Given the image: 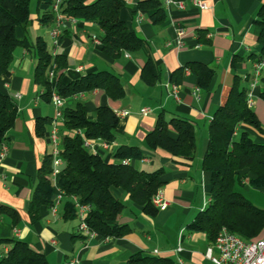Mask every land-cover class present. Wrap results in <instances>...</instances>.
<instances>
[{
	"label": "crops",
	"instance_id": "1",
	"mask_svg": "<svg viewBox=\"0 0 264 264\" xmlns=\"http://www.w3.org/2000/svg\"><path fill=\"white\" fill-rule=\"evenodd\" d=\"M207 8L200 9L184 0L164 6V19L153 22L149 13L137 9L138 0H123L119 17L144 43L133 52L122 51L113 58L103 52L102 30L94 22L75 17L58 37H53L49 23L41 18L51 12L49 3L29 0V20L15 27L19 43L13 49L9 72L0 74V91L8 94L17 107V114L5 142L7 150L0 155V204L16 213L13 218L0 213V257L11 246L3 239L19 238L43 253L49 264H124L137 251L165 256L170 264H214L206 251L213 239L203 230L190 229L188 224L209 199L210 172L202 168V156L208 140V124L214 110L221 105L235 78L250 93V108L258 127L242 128L255 142L264 143V75L250 85L251 61L260 55L258 9L264 0H204ZM183 28L178 35L177 28ZM43 42L49 52L65 57L62 82L68 83L81 75L108 70L118 75L123 88L120 98L110 97L102 88L79 92L65 99L64 106L83 104L88 118L93 119L99 105L114 112L125 109L113 129L114 138L105 146L95 139L98 153L105 161H116L114 152L121 145L137 146L142 157L131 159L138 169L152 171L161 168L159 187L167 201L154 215L146 214L121 188L114 195L124 207L117 217L129 231L122 236H102L77 233L78 219L65 214L63 198L54 212L49 205H40L34 215L29 211L32 193L38 183V169L50 151L47 132L55 116V106L43 94L44 87L33 78L36 63L35 44ZM26 46H25V45ZM150 60L156 74L143 75L142 67ZM201 62L212 67L213 76L207 87L198 85L193 69L179 70L190 63ZM177 85L176 99L170 84ZM149 112L141 114L140 109ZM182 117L193 125L195 148L193 157L185 159L146 143L157 117ZM56 119L58 134L70 133ZM167 135L177 133L169 124ZM142 158H145L144 160ZM255 206L264 208V187L248 183L235 184ZM15 229L19 231L14 232ZM264 237V229L257 238Z\"/></svg>",
	"mask_w": 264,
	"mask_h": 264
},
{
	"label": "trees",
	"instance_id": "2",
	"mask_svg": "<svg viewBox=\"0 0 264 264\" xmlns=\"http://www.w3.org/2000/svg\"><path fill=\"white\" fill-rule=\"evenodd\" d=\"M49 3L50 0H38ZM123 0H63L62 12L96 23L102 30V50L116 58L122 51L133 52L144 41L129 29L119 17ZM137 9L149 13L155 23L164 19L162 0H138ZM29 20V0H0V74L9 72L13 49L19 43L14 35L15 27ZM41 20L49 23L52 13H45ZM256 22L259 26L258 41L260 56H264V3L258 9ZM25 45V44H24ZM26 46V45H25ZM36 63L34 81L44 87L43 94L50 97L56 91L69 97L94 88H102L112 98L123 95L122 83L117 74L101 70L81 75L68 83L62 82L66 60L63 54L49 52L40 41L35 44ZM254 59V58H253ZM54 65V76L48 79V70ZM193 69L198 76V85L207 87L214 70L201 62L180 67ZM143 75L156 74L154 64L147 60L142 67ZM264 79V78H262ZM264 96V90H262ZM246 88L237 78L234 79L225 101L213 112L208 124V140L202 156V168L210 172L209 199L206 205L188 224L190 229L203 230L213 239L222 227L243 240L257 239L264 229V208L255 206L240 192L235 184L248 183L264 187V143L255 142L242 128L243 125L258 127L255 113L246 102ZM17 107L12 98L0 91V144L13 125ZM63 126L70 132L61 139L60 156L64 161L57 182L63 188L65 214L74 217L75 210L70 199L78 197L80 202H90L93 208L86 215V222L102 236L119 237L129 231L126 223L117 221L124 204L117 198L114 188H121L131 201L141 206L142 211L154 215L158 208L151 201L152 195L162 185L161 168L152 171L138 169L131 163L123 164V158L142 157L137 146L121 145L116 148V161H105L99 153H93L83 145V138L89 140H113V129L118 117L106 105H99L95 116L90 119L80 102L62 109ZM171 124L177 136L167 135ZM77 130H81L79 134ZM146 143L151 148L160 147L173 155L191 159L195 148L192 123L182 117L165 119L159 115L153 129L146 134ZM51 154L48 152L38 169V183L32 193L29 211L34 215L37 208L49 205L54 192L50 178ZM9 214L15 223L16 213L8 206L0 204V213ZM11 241V246L0 257V264H49L42 252L34 249L19 238L3 239ZM124 264H170L165 256L137 251L130 254Z\"/></svg>",
	"mask_w": 264,
	"mask_h": 264
},
{
	"label": "built area",
	"instance_id": "3",
	"mask_svg": "<svg viewBox=\"0 0 264 264\" xmlns=\"http://www.w3.org/2000/svg\"><path fill=\"white\" fill-rule=\"evenodd\" d=\"M62 2L63 0H50V10L52 13V24L49 28V32L53 37H58L61 33V29L67 24L75 21V17L67 15L62 12ZM189 2L200 8H207V4L204 0H189ZM163 6H169L170 4H177L182 7L184 5V0H162ZM178 35L183 33V28H177ZM188 71V68H185ZM264 75V56L256 57L251 61V70L249 73L250 85H253L259 80V78ZM54 76V65L48 70V79L51 80ZM171 93L177 99V85L174 83L170 84ZM75 95V94H73ZM72 96V95H71ZM246 102L248 105L251 103L250 93L246 91ZM50 98L55 106V116L51 121V127L47 132V137L50 143V154H51V171L50 178L53 184L54 192L52 196V202L50 204L51 211L54 212L57 205L61 202L64 196L63 188L59 185L56 178L59 174L62 165L64 164L63 159L60 156L61 149V137L58 134V128L56 125V119H62V109L64 107L65 99L58 94L56 91H52ZM149 112L148 107H142L140 109L141 114H146ZM117 117H122L128 113L127 110H116L114 112ZM79 134H82L81 130H77ZM107 142L102 140L100 145L105 146ZM83 145L88 148L93 153H98V146L96 140H89L83 138ZM7 150V144L5 140L0 144V155L4 154ZM143 160L145 158H142ZM123 164L131 163L130 158H123L120 160ZM70 199L73 203L75 210V217L78 219L76 226V231L78 234L83 236H92L96 233L95 230L90 228L86 222L87 213L93 208L90 202H80L78 197L71 195ZM151 201L157 208H164L167 205V201L162 197L160 188L152 195ZM19 230L15 229L14 232L17 233ZM212 246L215 248L216 253L212 252V248H208L206 251V256L214 264H264V237L257 238L253 240H243L238 235L229 232L226 228L222 227L218 230L213 240ZM73 264V262H69Z\"/></svg>",
	"mask_w": 264,
	"mask_h": 264
},
{
	"label": "rangeland",
	"instance_id": "4",
	"mask_svg": "<svg viewBox=\"0 0 264 264\" xmlns=\"http://www.w3.org/2000/svg\"><path fill=\"white\" fill-rule=\"evenodd\" d=\"M34 2H35V0H30V7L33 8Z\"/></svg>",
	"mask_w": 264,
	"mask_h": 264
}]
</instances>
